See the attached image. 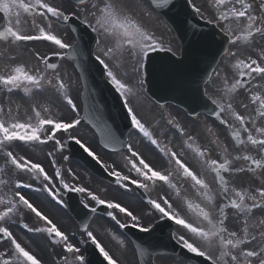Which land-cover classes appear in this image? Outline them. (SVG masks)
<instances>
[{
  "label": "rangeland",
  "instance_id": "1",
  "mask_svg": "<svg viewBox=\"0 0 264 264\" xmlns=\"http://www.w3.org/2000/svg\"><path fill=\"white\" fill-rule=\"evenodd\" d=\"M25 0L18 4L13 0L4 2V7L18 6L22 10V5L31 4L40 6L41 15L52 16L53 30L55 33L50 36H56L61 46H67L71 43L72 37L67 31L65 24V16L70 11L83 20L88 21L93 27L99 31V45L95 54L99 58L106 61L109 71V78L115 82L122 92L126 102L135 117L142 126L145 127L146 135L135 139L133 142L134 154H104L96 148V137L92 131L85 125L80 123L82 103L79 97V78L73 66L66 62L58 71L56 83L51 80V76L46 75L44 71L45 57L52 53L53 50L62 54L64 46L55 49H47L45 52L41 50L17 49V53L23 54L32 67L31 74L26 72L19 73L17 78L22 79L25 76L28 80H41L38 85L41 88H28L32 95H35L36 101L46 99L48 112L44 120H53L57 124H65L78 121L76 125V133L86 144L103 157L107 167L112 172H120L122 174L136 177L138 180L143 173L133 166L131 159L138 156L144 160V164L153 168L154 172H162L168 175L172 180V188H183L184 194L195 203L198 210L206 217V230L211 234L203 239V243L208 247L209 252L218 262L223 264H264V208L256 210L258 206L254 201L256 194L264 192V183L255 185L260 190L254 189L251 184V178L261 176L264 180V131L256 133L261 128V122L264 120V76H258V69H264V39L258 38L257 32L264 27V14H261L262 2L260 0H194L201 17L214 21L225 32L231 35V46L220 60L216 67L212 78L206 86L208 95L217 100L224 108L222 123L210 121L203 116L197 119L188 118L181 110L171 107L170 105L159 106L152 102L144 92L142 86V56L149 48H171L173 51H179V45L172 35L171 31L165 27L164 20L157 15L144 0H87L81 6H74L65 0ZM259 13V17H254ZM23 21L22 17L18 18ZM50 28V24L46 25ZM25 28V23L21 29ZM166 29V31H165ZM167 32V34H166ZM34 32L21 31V35L33 34ZM11 49L15 46L8 45ZM254 49L255 53L252 54ZM258 50L260 52L258 53ZM37 54V55H36ZM16 70V66L8 65L7 74L11 76ZM253 71L255 73H253ZM241 73L248 74L250 78L249 86L245 91L236 88V81ZM49 79L53 84L51 88L47 84ZM22 80L25 88L36 85L34 82ZM45 85V86H44ZM41 91V92H39ZM39 92V93H38ZM38 93V94H37ZM56 100V101H55ZM55 101V104H53ZM172 117L180 120L178 124L183 134L179 135L172 129L171 123L165 122L171 120ZM234 117L243 119L241 121L234 120ZM44 118V116H43ZM197 120V121H189ZM58 126V125H57ZM250 129V132H249ZM206 131L211 138H217L222 146L220 151L222 161L211 155L210 147L203 144L202 133ZM240 136V142L235 144L234 138ZM60 143L59 138L56 140ZM230 145L231 150L225 148V144ZM256 141V145L251 143ZM58 143H51L46 147H39L38 156L26 153L31 163H25L24 168L29 172L35 173L39 170L36 165H43L48 156V167L55 170L58 168ZM234 150L239 151L236 153ZM204 152H210L209 159L205 157ZM223 153V154H222ZM205 156V155H204ZM224 163H236L235 165L242 170L240 176H233L230 190L227 195L221 194L223 200H230L234 203L235 209L226 212V219L219 214V206L213 207L214 195H211V201L207 205V190L204 192L206 198H202L194 191L196 187L195 179L198 178L197 171L202 170L205 166ZM181 165L182 169L192 172V176L185 182L179 171L174 167ZM71 172L70 180H65L67 187L80 189L82 192V200L90 207H94L100 201H109L115 198V202L127 209L133 208L136 212L146 214L147 206L141 204L138 200L129 198L128 201L119 199L124 197L118 189L110 187L104 182L93 177L88 171L82 168L78 163L70 164ZM224 166V165H223ZM60 173V167H59ZM247 174V176L245 175ZM229 178V174H226ZM27 183L32 179L30 173L25 175ZM39 179L42 177L39 175ZM230 179V178H229ZM37 189L40 185L33 182ZM31 186L33 184L31 183ZM116 189V190H115ZM152 191L158 190L152 188ZM169 190V189H168ZM167 190H160L152 196H166ZM58 199L64 201L63 190L58 187ZM32 194L40 203L41 195L38 191L33 190ZM171 194H174L172 191ZM176 210L177 207L191 220L197 222L199 218L186 206H177V204L168 201ZM112 204V221H99L94 230L91 231L99 238L106 251L117 264H137L134 252L130 250V244L122 238L120 227V218L116 212L115 205ZM40 205V204H39ZM18 210V218L11 217L12 225L10 228L19 230L24 229L25 234L33 235L37 230H42L44 226H38L33 220H29L23 214L24 212L17 207L13 201L9 204V210L14 212ZM41 207L51 218L56 219L57 233L63 238L64 245L72 246L73 254L67 257L66 264H78L76 257L78 255L76 247L79 245L72 240L70 235L78 233L76 223L66 214L65 210L56 205L51 210L48 207ZM142 208V209H141ZM156 215V214H155ZM102 220V219H97ZM124 223L131 222L130 219L123 220ZM150 224V222L146 223ZM2 219H0V227ZM90 231V232H91ZM22 233V232H21ZM24 234V233H23ZM200 234V233H199ZM186 238L185 234H182ZM194 239L198 240L195 236ZM198 241L192 244L196 247H204V244ZM242 243L243 246H238ZM32 250L29 261H23L22 264H36L35 259L43 257L37 255L32 245H27ZM7 248H0V264H10L5 260ZM69 261V262H68ZM167 259L165 260V264ZM181 264H188L183 260H179ZM158 262V260H157ZM52 264V262H47ZM163 264V263H162Z\"/></svg>",
  "mask_w": 264,
  "mask_h": 264
},
{
  "label": "water",
  "instance_id": "2",
  "mask_svg": "<svg viewBox=\"0 0 264 264\" xmlns=\"http://www.w3.org/2000/svg\"><path fill=\"white\" fill-rule=\"evenodd\" d=\"M220 45H222V42H219ZM163 57V54H150L149 55V60H148V65L146 67L147 71V84L148 88L151 86V78H152V66L157 64L159 60Z\"/></svg>",
  "mask_w": 264,
  "mask_h": 264
}]
</instances>
